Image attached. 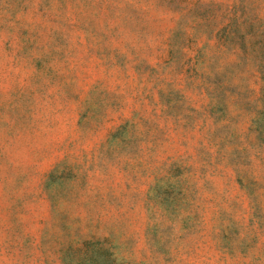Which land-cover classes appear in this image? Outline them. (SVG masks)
Wrapping results in <instances>:
<instances>
[{"label":"rangeland","instance_id":"1","mask_svg":"<svg viewBox=\"0 0 264 264\" xmlns=\"http://www.w3.org/2000/svg\"><path fill=\"white\" fill-rule=\"evenodd\" d=\"M0 264H264V0H0Z\"/></svg>","mask_w":264,"mask_h":264}]
</instances>
